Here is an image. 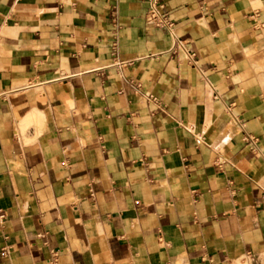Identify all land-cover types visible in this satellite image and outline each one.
Masks as SVG:
<instances>
[{"label":"crops","instance_id":"1","mask_svg":"<svg viewBox=\"0 0 264 264\" xmlns=\"http://www.w3.org/2000/svg\"><path fill=\"white\" fill-rule=\"evenodd\" d=\"M159 1L0 0V264H264V0Z\"/></svg>","mask_w":264,"mask_h":264},{"label":"built area","instance_id":"2","mask_svg":"<svg viewBox=\"0 0 264 264\" xmlns=\"http://www.w3.org/2000/svg\"><path fill=\"white\" fill-rule=\"evenodd\" d=\"M146 17L149 22L157 25H166L168 21L166 20L167 13L163 10V5L160 4L159 0H148V10L146 12ZM181 42L175 41L174 47L175 49H179L181 47ZM124 64V62L122 63ZM148 100L156 104L159 108H162L161 102L158 99L149 94L147 96ZM246 140H256L255 137L247 134L244 136ZM6 220V214L4 210H0V225H3ZM57 261V256L55 254L54 258L50 261L51 263H55Z\"/></svg>","mask_w":264,"mask_h":264}]
</instances>
